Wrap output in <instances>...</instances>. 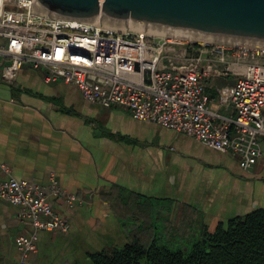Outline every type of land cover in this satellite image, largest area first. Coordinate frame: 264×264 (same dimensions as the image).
Here are the masks:
<instances>
[{
  "label": "crops",
  "instance_id": "crops-1",
  "mask_svg": "<svg viewBox=\"0 0 264 264\" xmlns=\"http://www.w3.org/2000/svg\"><path fill=\"white\" fill-rule=\"evenodd\" d=\"M9 61L0 57V183L14 177L47 185L53 174L60 193L48 197L67 221L65 230H38L25 264H94V254L124 246L130 229L154 225L161 245L175 244L198 226L212 232L264 208V136L262 156L245 168L231 152L103 107L72 84L46 82V71L30 63L8 83ZM236 79H205L210 107L224 117L233 113ZM19 210L0 197V264H14L16 238L33 231Z\"/></svg>",
  "mask_w": 264,
  "mask_h": 264
},
{
  "label": "built area",
  "instance_id": "built-area-1",
  "mask_svg": "<svg viewBox=\"0 0 264 264\" xmlns=\"http://www.w3.org/2000/svg\"><path fill=\"white\" fill-rule=\"evenodd\" d=\"M32 1L0 0V57L10 60L6 82L30 63L46 71V82L72 84L103 107L126 109L138 120L231 152L245 168L262 156L264 44L173 39L152 28L59 17L33 9ZM230 76L237 77L229 99L233 113L224 117L210 107L205 79ZM48 191L60 193L53 174L47 185L14 177L0 183V197L19 206L20 219L33 228L16 238L20 255L14 264H25L36 250L38 230L67 227Z\"/></svg>",
  "mask_w": 264,
  "mask_h": 264
},
{
  "label": "water",
  "instance_id": "water-1",
  "mask_svg": "<svg viewBox=\"0 0 264 264\" xmlns=\"http://www.w3.org/2000/svg\"><path fill=\"white\" fill-rule=\"evenodd\" d=\"M33 9L264 44V0H33Z\"/></svg>",
  "mask_w": 264,
  "mask_h": 264
},
{
  "label": "trees",
  "instance_id": "trees-1",
  "mask_svg": "<svg viewBox=\"0 0 264 264\" xmlns=\"http://www.w3.org/2000/svg\"><path fill=\"white\" fill-rule=\"evenodd\" d=\"M127 236L124 246L94 254V264H264V208L203 230L190 250L161 245L154 225L130 229Z\"/></svg>",
  "mask_w": 264,
  "mask_h": 264
},
{
  "label": "bare ground",
  "instance_id": "bare-ground-1",
  "mask_svg": "<svg viewBox=\"0 0 264 264\" xmlns=\"http://www.w3.org/2000/svg\"><path fill=\"white\" fill-rule=\"evenodd\" d=\"M157 35H167V37H172L173 39L179 37L181 39L189 38L191 40H196L200 42H207V41H218L220 43L234 41L232 39H219L218 37H211V36H203V35H196V34H189V33H182V32H175V31H168V30H160V29H151ZM239 42V40H236ZM243 44H248L250 42L241 41Z\"/></svg>",
  "mask_w": 264,
  "mask_h": 264
},
{
  "label": "rangeland",
  "instance_id": "rangeland-1",
  "mask_svg": "<svg viewBox=\"0 0 264 264\" xmlns=\"http://www.w3.org/2000/svg\"><path fill=\"white\" fill-rule=\"evenodd\" d=\"M219 39H222V38H219ZM165 62L168 63V60H165ZM162 234H164V232H162ZM200 235H201V227L198 226L195 228L194 232L191 234L192 238H190L188 240L186 239L185 242L183 241V239H180L179 243L165 244V245L172 248V249L182 248V249L190 250L192 248V246L199 240Z\"/></svg>",
  "mask_w": 264,
  "mask_h": 264
}]
</instances>
